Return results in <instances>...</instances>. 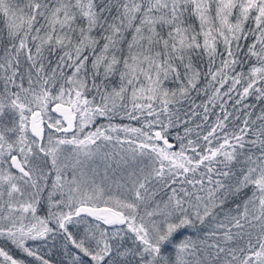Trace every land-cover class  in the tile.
<instances>
[{
	"label": "snow or ice",
	"instance_id": "1",
	"mask_svg": "<svg viewBox=\"0 0 264 264\" xmlns=\"http://www.w3.org/2000/svg\"><path fill=\"white\" fill-rule=\"evenodd\" d=\"M58 236L67 264H264V0H0V264Z\"/></svg>",
	"mask_w": 264,
	"mask_h": 264
},
{
	"label": "trees",
	"instance_id": "2",
	"mask_svg": "<svg viewBox=\"0 0 264 264\" xmlns=\"http://www.w3.org/2000/svg\"><path fill=\"white\" fill-rule=\"evenodd\" d=\"M200 101L197 100V103ZM249 103H253V100L249 98ZM260 105L257 104V110H259ZM217 111H219L217 109ZM114 124H131L132 126L138 127L140 126L135 121H129L127 119L120 120L116 119L112 121ZM107 121L104 119L98 120L97 124H106ZM182 132V129H179ZM175 131L173 130V135L170 137V142L175 143ZM123 133H121V139H123ZM126 147V145H125ZM112 145H108L107 150H111ZM231 206V205H229ZM83 230V225L79 227V231ZM70 231H73L74 234L77 232V229L70 226ZM29 246L33 247L34 249H38V252L40 255H43L46 259H49L51 264H67L68 260L70 259V256L67 254L65 248L63 247V241L61 237H57L54 241L49 238L47 241L44 240H37V241H29ZM0 247H4L5 250L9 251V253L15 257H20L23 254L20 253L18 249L14 245H12L9 241L5 240L4 238H0ZM67 251H72L71 246H69V249ZM30 264H38L32 257L27 258Z\"/></svg>",
	"mask_w": 264,
	"mask_h": 264
}]
</instances>
